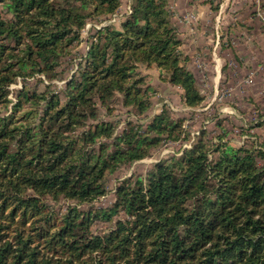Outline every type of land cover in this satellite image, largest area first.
Instances as JSON below:
<instances>
[{"label":"trees","instance_id":"trees-1","mask_svg":"<svg viewBox=\"0 0 264 264\" xmlns=\"http://www.w3.org/2000/svg\"><path fill=\"white\" fill-rule=\"evenodd\" d=\"M129 5L89 34L64 77L85 25L121 0H0V264H264V140H230L222 118L216 135L201 128L181 154L117 180L112 203L95 205L121 168L191 140L167 106L141 121L153 105L142 67L179 86L187 107L204 101L170 0ZM62 200L74 203L58 210ZM97 222L112 226L96 233Z\"/></svg>","mask_w":264,"mask_h":264},{"label":"rangeland","instance_id":"rangeland-1","mask_svg":"<svg viewBox=\"0 0 264 264\" xmlns=\"http://www.w3.org/2000/svg\"><path fill=\"white\" fill-rule=\"evenodd\" d=\"M131 0H121L119 11L102 22L90 20L81 32L85 40L69 58L63 59L64 77L77 68L80 54L86 52L89 34L106 23H118L127 14ZM173 22L183 40L182 50L188 55L187 66L194 72L204 96L197 108H189L183 101L182 89L164 81L159 70L142 67L151 91L150 116L167 106L172 116L183 117L190 131V141H170L154 149L150 156L126 165L108 179V192L100 197L96 206H109L114 199L117 180L132 173L145 174L154 163L173 154H181L190 147L201 128L210 130V136L220 130L216 121L222 118L230 130L228 138L238 144L250 140L254 135L264 140V126L257 122L264 120V0H170ZM8 16V14H6ZM48 82L45 76H41ZM29 86L43 85L37 77L30 78ZM62 86L64 79L54 80ZM23 80L18 79L10 86L9 97L15 100L14 91L21 88ZM128 114L117 105L115 117L124 121ZM130 117H135L131 115ZM121 122L119 127L123 126ZM249 131L251 136L246 133ZM70 201L56 203L58 210H64ZM86 208V206H80ZM112 223L97 222L93 230L102 233Z\"/></svg>","mask_w":264,"mask_h":264},{"label":"built area","instance_id":"built-area-1","mask_svg":"<svg viewBox=\"0 0 264 264\" xmlns=\"http://www.w3.org/2000/svg\"><path fill=\"white\" fill-rule=\"evenodd\" d=\"M130 11V6H128V11H126L127 13Z\"/></svg>","mask_w":264,"mask_h":264}]
</instances>
